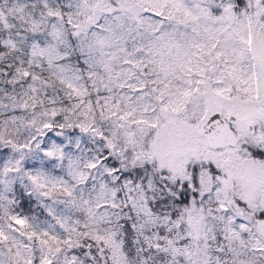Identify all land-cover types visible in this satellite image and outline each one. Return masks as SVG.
Segmentation results:
<instances>
[{
  "label": "snow or ice",
  "instance_id": "6c2138e0",
  "mask_svg": "<svg viewBox=\"0 0 264 264\" xmlns=\"http://www.w3.org/2000/svg\"><path fill=\"white\" fill-rule=\"evenodd\" d=\"M0 264H264V0H0Z\"/></svg>",
  "mask_w": 264,
  "mask_h": 264
}]
</instances>
